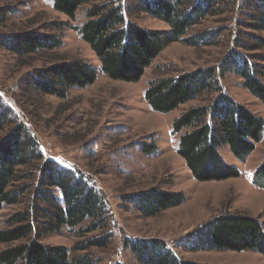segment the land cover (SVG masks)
<instances>
[{
    "label": "rangeland",
    "instance_id": "374dc122",
    "mask_svg": "<svg viewBox=\"0 0 264 264\" xmlns=\"http://www.w3.org/2000/svg\"><path fill=\"white\" fill-rule=\"evenodd\" d=\"M88 7L89 4L81 5L74 19H69L54 10L51 0H0V104L11 114L10 123L1 122L0 140L17 124H22L36 140L43 158L67 170L79 171L86 182L88 180V186L93 185L104 196L109 207L106 233L111 241L105 248L85 250L77 247L104 233V230L88 233L89 220L79 226L83 230L70 232L63 227L60 232L41 236L39 241L49 246L66 247L70 258L88 256V264H141L124 245V240L151 237L165 240L185 261L264 264V255L255 251L187 250L183 246V240L191 231L222 213L246 214L264 221V189L252 181L255 168L264 160V130L254 151L242 161L233 157L228 146L219 148L223 159L238 168V176L199 182L176 152L182 132L173 133L172 123L188 108L210 104L215 93L204 92L168 113L153 111L144 98V91L159 77H174L225 64L226 55L233 49L230 36L235 30L234 18L244 19L243 13L234 9L230 23L226 20L229 18L227 12L206 17L192 33L229 27L218 42L193 46L172 41L163 46L138 81L126 82L104 75L95 54L79 36L76 28L87 20ZM130 19L149 30H169L164 21L147 13L133 12ZM28 30L54 37L61 44L25 55L3 45L11 33ZM243 30L264 39V32L247 27ZM240 50L260 66L258 75L264 83V46L252 51ZM63 60H80L94 66L97 70L95 81L83 88L69 89L63 99L39 92L31 85L30 76L37 69ZM219 81L226 94L264 121V103L243 86L240 76L228 71L219 76ZM147 145L153 148L143 152ZM37 171L38 166L28 165L21 167L19 173L36 174ZM34 180L29 176L16 184H34ZM32 186L20 196L18 203L0 209V229L7 226L12 214L29 208ZM153 188L182 192L185 200L149 217L125 203L127 195ZM56 193L57 198V190ZM12 244L17 242L0 243V250Z\"/></svg>",
    "mask_w": 264,
    "mask_h": 264
},
{
    "label": "trees",
    "instance_id": "16d2710c",
    "mask_svg": "<svg viewBox=\"0 0 264 264\" xmlns=\"http://www.w3.org/2000/svg\"><path fill=\"white\" fill-rule=\"evenodd\" d=\"M51 1L54 10L69 19H74L81 5L89 4L87 20L76 30L98 59L101 72L111 80L126 82L138 81L163 46L172 41L193 46L218 42L229 27L192 33L206 17L227 12L226 20L230 23L234 9L243 13L244 19L234 18L235 30L230 36L233 49L226 55L225 64L159 77L144 91L146 103L160 113H168L204 92H214L210 104L190 107L172 123L173 133L182 132L176 152L196 181H221L239 175L238 168L223 159L219 148L226 145L233 157L244 160L261 141L264 121L226 94L219 76L228 71L237 74L243 86L264 103L260 66L240 50L264 46L262 37L243 30L247 27L264 32V0ZM133 12L160 19L169 30L159 32L140 27L130 19ZM4 41L5 47L21 55L61 44L60 40L35 30L11 33ZM96 77L94 66L80 60H63L37 69L30 79L39 92L63 99L69 89L90 85ZM10 116L9 110L0 104V127L1 122L10 123ZM35 141L20 123L0 140V209L18 203L33 185L29 208L12 214L7 226L0 229L1 244L17 242L0 250V264H88V256L70 258L66 247L45 245L39 238L60 232L63 227L70 232L83 230L79 226L89 220L88 233L98 230L104 233L77 247L85 250L107 247L111 241L106 233L110 217L107 201L93 185L88 186V180L79 171L67 170L43 158ZM152 148L147 145L142 151L149 152ZM28 165L38 166L37 173L20 174V168ZM29 176L34 177V184H16ZM252 181L264 188V160L255 168ZM184 200L182 192L156 188L125 197V203L145 217L155 216ZM183 243L187 250H251L264 255V221L246 214L222 213L191 231ZM124 245L141 264H205L179 258L165 240L157 237L129 238Z\"/></svg>",
    "mask_w": 264,
    "mask_h": 264
},
{
    "label": "crops",
    "instance_id": "0c3cea01",
    "mask_svg": "<svg viewBox=\"0 0 264 264\" xmlns=\"http://www.w3.org/2000/svg\"><path fill=\"white\" fill-rule=\"evenodd\" d=\"M264 189V188H263ZM247 251H251V250H247Z\"/></svg>",
    "mask_w": 264,
    "mask_h": 264
}]
</instances>
